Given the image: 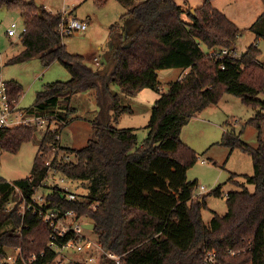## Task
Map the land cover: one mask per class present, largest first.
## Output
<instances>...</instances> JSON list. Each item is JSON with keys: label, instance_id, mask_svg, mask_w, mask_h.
Returning a JSON list of instances; mask_svg holds the SVG:
<instances>
[{"label": "trees", "instance_id": "16d2710c", "mask_svg": "<svg viewBox=\"0 0 264 264\" xmlns=\"http://www.w3.org/2000/svg\"><path fill=\"white\" fill-rule=\"evenodd\" d=\"M118 1L126 6L122 16L126 37L118 31L114 34L112 67L104 74L87 66L83 56L66 50L58 30L60 12L51 13L34 2L0 0V5L23 10L22 50L8 63L38 56L44 67L58 61L70 74L68 80L47 82L33 104L21 108L27 114L55 115L63 120L58 132L67 125L73 110L59 104L62 97L68 100L73 94L96 89L98 102L118 117L132 108L121 103L111 84L133 96L144 88L158 89V70L187 69L156 99L140 144L133 128L101 122L94 124V136L79 149L60 145L53 132L44 130L31 174L13 181L0 176V259L20 248L12 264L53 262L49 225L30 211L21 214L18 203L10 209L7 206L17 198L16 188L27 198L36 190L47 170L40 152L46 153L50 143H58L60 150L73 154L76 160H53L52 165L70 181L81 182L86 191L69 201L54 188L46 197L48 202L61 211L71 209L77 216L89 218L97 241L122 255L119 264H202L204 249L213 250L221 264H264V101L257 97L264 90V58L259 61L261 50L255 44L260 37L264 39V11L251 25L257 33L255 42L236 55L239 29L212 6V0L188 11L192 22L181 18L182 9L175 0ZM221 49L231 54L217 56ZM4 82L9 97L18 102L22 86L15 80ZM223 93L259 108L249 119L257 131L256 147L234 132L225 133L221 142L231 150L239 147L250 154L254 171L244 177L254 190L241 184V190L227 193V212L214 213L207 225L201 215L205 202L192 201L196 182L189 181L186 174L197 156L181 140L180 131L192 116L216 104ZM36 129L33 125L0 129V151L16 153ZM213 194L220 195V187ZM32 253L37 259L29 262Z\"/></svg>", "mask_w": 264, "mask_h": 264}, {"label": "rangeland", "instance_id": "374dc122", "mask_svg": "<svg viewBox=\"0 0 264 264\" xmlns=\"http://www.w3.org/2000/svg\"><path fill=\"white\" fill-rule=\"evenodd\" d=\"M34 2L39 6H46L52 11H72L71 16L80 20H87L86 30L77 31L62 36L61 42L71 54L84 57L87 66L96 71H104L112 67L111 44L113 36L121 32L126 26V19L122 16L126 6L118 0H21ZM182 9L181 18L192 22L188 11L200 6L204 0H175ZM212 6L225 14L239 29V37L235 44L236 55L243 53L257 38L256 29L251 25L264 11L262 0H212ZM29 12L33 14L35 10ZM16 24L18 31L23 28V10L18 6L0 5V79L15 80L22 86V93L18 99L19 108H27L35 101L37 92L47 82L65 81L70 74L63 65L55 61L47 67L41 64L38 56L17 62L8 63V60L17 55L22 46L20 38L8 37L6 29L12 23ZM116 28L112 29L113 25ZM264 27V26H263ZM126 31V30H125ZM255 44L260 48L258 56L260 62L264 58V39L259 38ZM204 51L208 49L202 46ZM108 58L107 68L103 57ZM97 58V59H95ZM180 68H165L157 71L159 87L157 90L144 88L135 95L130 96L121 92L120 88L111 84L110 89L118 93L123 105H130L132 112L123 113L116 117L113 110L107 105L98 102L97 90L90 89L73 94L68 100L60 98L59 104L73 108L67 117V125L59 133L60 145L79 149L86 145L87 140L94 136V124L107 123L117 128H133L141 143L147 133V124L151 116V109L161 92H166L169 82L177 79ZM107 71L104 72L106 74ZM181 78V77H179ZM264 101V90L257 95ZM259 108L246 105L239 96L223 93L216 104H210L192 116L181 128L180 138L196 154V162L188 168L187 179L195 181L192 201L204 200L201 209L202 220L209 225L214 213L224 215L227 212L226 194L242 189L244 184L248 190L253 191L254 185L245 180V175H252L254 168L250 154L239 147L232 150L224 145L222 137L225 133L234 132L240 140L251 147L257 145L256 128L249 123ZM62 125V124H61ZM43 128H37L30 140L23 142L16 153L7 150L0 151V176L8 181L27 177L32 172L33 160L38 151ZM66 153L60 150V156ZM50 157V151H46ZM204 160L205 163H202ZM71 188L77 195L86 190L79 181H71ZM85 184V183H84ZM203 185L205 191L199 186ZM220 187L221 194H213L214 189ZM11 206V205H10ZM8 205V209H10ZM80 222L90 223L89 218L83 217ZM83 233L96 240L95 230H83ZM8 253H12L10 250Z\"/></svg>", "mask_w": 264, "mask_h": 264}, {"label": "built area", "instance_id": "2783aa9c", "mask_svg": "<svg viewBox=\"0 0 264 264\" xmlns=\"http://www.w3.org/2000/svg\"><path fill=\"white\" fill-rule=\"evenodd\" d=\"M44 7H46L44 5ZM51 13L60 12L61 20L59 23V33L62 36L73 34L77 31L86 30L88 27L87 20H80L71 16V11L60 10L52 11ZM25 28L23 27L21 31ZM13 22L6 29L8 37H18L20 32ZM231 51L221 49L217 56L223 57L230 55ZM97 59V58H95ZM61 124L65 122L58 119L55 115L45 114H27L25 110L17 106V102L9 97L6 84L0 79V129L8 127H16L18 125L35 126L36 128H43L54 133L55 141H59L58 129ZM60 143V142H59ZM58 145V143H57ZM55 143L48 145V150L51 156H46V153L40 152L43 156L45 165L47 166L45 177L40 181L36 190L29 196L25 197L22 192L16 188L17 198L15 201L8 203L10 208L18 203L19 212L24 214L25 211H30L35 214L37 219L48 224L51 233L49 236L48 246L54 250L55 258L51 264H102L103 262L121 263L122 255L114 253L112 250L103 247L97 239L94 240L89 237L83 230H90L85 228L84 224L80 222L81 218L85 216H77L74 210L61 211L57 207H52L47 200V195L52 192L54 188L59 190L63 198L69 201L78 199V195L71 188V181L62 175L58 168L52 165L53 160L57 161H75L73 154L64 153L58 155L59 148ZM201 191H205L203 185L199 186ZM20 248H16L11 254L0 259V264H12L17 260V252ZM43 252H40V256ZM37 259V254L32 253L27 257V261L34 262ZM202 264H221L213 250L204 249L202 257Z\"/></svg>", "mask_w": 264, "mask_h": 264}, {"label": "crops", "instance_id": "0c3cea01", "mask_svg": "<svg viewBox=\"0 0 264 264\" xmlns=\"http://www.w3.org/2000/svg\"><path fill=\"white\" fill-rule=\"evenodd\" d=\"M123 29H127V26H125V28H123ZM123 31V30H122ZM13 38V37H12ZM104 58H106L105 56H104ZM109 64V60H108V58H106V63H105V66H106V68H107V65ZM105 71H109V69H105L104 70V72ZM187 71V69H181V72H180V74H178V76H177V79H179V77H181L185 72ZM176 80V79H175ZM201 162L202 163H205V161L204 160H201Z\"/></svg>", "mask_w": 264, "mask_h": 264}, {"label": "water", "instance_id": "95a60500", "mask_svg": "<svg viewBox=\"0 0 264 264\" xmlns=\"http://www.w3.org/2000/svg\"><path fill=\"white\" fill-rule=\"evenodd\" d=\"M190 11L193 12L194 10L191 9ZM122 35H123V38L125 39V37H126L125 29H123ZM112 47H113V44H111L110 48H112ZM103 61H104V63H106V58L103 57ZM84 227L91 229L93 227V224L92 223H85Z\"/></svg>", "mask_w": 264, "mask_h": 264}]
</instances>
